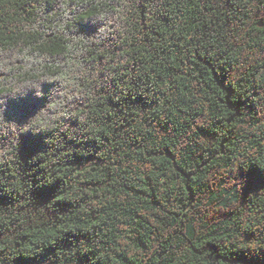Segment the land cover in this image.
I'll return each mask as SVG.
<instances>
[{
	"label": "trees",
	"instance_id": "1",
	"mask_svg": "<svg viewBox=\"0 0 264 264\" xmlns=\"http://www.w3.org/2000/svg\"><path fill=\"white\" fill-rule=\"evenodd\" d=\"M0 264H264V0H0Z\"/></svg>",
	"mask_w": 264,
	"mask_h": 264
}]
</instances>
